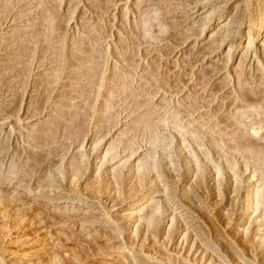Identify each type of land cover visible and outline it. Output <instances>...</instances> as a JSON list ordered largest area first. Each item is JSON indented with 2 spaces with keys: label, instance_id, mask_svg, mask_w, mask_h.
I'll return each instance as SVG.
<instances>
[{
  "label": "rangeland",
  "instance_id": "obj_1",
  "mask_svg": "<svg viewBox=\"0 0 264 264\" xmlns=\"http://www.w3.org/2000/svg\"><path fill=\"white\" fill-rule=\"evenodd\" d=\"M142 1L0 0V264H264V157L235 148L264 139V0H161L143 42ZM52 12L80 80L34 39Z\"/></svg>",
  "mask_w": 264,
  "mask_h": 264
},
{
  "label": "bare ground",
  "instance_id": "obj_2",
  "mask_svg": "<svg viewBox=\"0 0 264 264\" xmlns=\"http://www.w3.org/2000/svg\"><path fill=\"white\" fill-rule=\"evenodd\" d=\"M51 1V0H50ZM92 1V3L94 4V6H95V8L94 9H96V11H105V10H107L108 8H110L109 6L110 5H113V4H115V3H118V1L119 0H91ZM142 1V0H141ZM149 1H150V3L153 1V3H151V4H153L152 6H150L151 4H149ZM166 1H170V0H166ZM47 2V1H46ZM163 1H161V0H144V3H146L147 5H146V8H145V6H142V7H144V10L142 9V11H143V15L144 16H142V18L143 17H146L145 18V20H144V22H142L143 23V28H142V30L140 31L141 32V36H142V38H140V35L138 36L140 39H142V42H143V37L145 38V37H147V36H151L152 37V35L153 36H155V34H154V31H151V30H153L154 29V26H155V28L157 27L156 25H158L159 24V27L158 28H160V25L162 26V25H164V23L165 22H168L167 20H168V18H167V20H166V17L167 16H169L168 14H171V13H169L170 11H172V10H170L171 9V7H170V4L168 3V4H166V5H163L164 3H162ZM175 2V1H174ZM91 3V2H90ZM142 3H143V1H142ZM167 3V2H166ZM170 3H171V1H170ZM40 4V3H39ZM52 5H53V3H52ZM141 5V4H140ZM140 5H139V7H140ZM145 5V4H144ZM172 5V4H171ZM45 7V6H44ZM49 7V6H48ZM46 8V10H44V11H47L48 9H47V7H45ZM50 8V7H49ZM141 8V7H140ZM54 10H55V8H54ZM49 11V10H48ZM50 11H52L51 9H50ZM56 11V10H55ZM54 11V12H55ZM108 11H109V9H108ZM107 12V11H106ZM48 14V13H47ZM50 14L52 15V17H53V12L52 13H49V15H45L44 16V19L41 21V22H39V27H38V29H36L35 31V36H34V39H35V37L39 40V43H41V45H43V48L45 49L44 51H46V48H48V50H50L51 51V49H53L52 51H55L56 53V56L54 57L55 58V60L57 61V62H54V65H55V63H57L56 65H57V68H58V70H67V72L69 71V76H70V78L71 77H74V79L76 78L77 80H80L79 78H81L82 77V75L83 74H85L86 72V70L84 71L83 70V67H82V70H81V67H78V69H75V68H72V67H75L74 65H77V63H80V61H79V59H80V57H79V54L81 53V51H80V53H78L76 50L78 49L77 47H76V50L75 49H73V48H70V47H67L66 45H65V39H67V37L65 38V34L61 31V24L59 25V24H56L55 23V20H54V22H53V20L51 19V18H49V16H50ZM100 14V13H99ZM55 17V16H54ZM53 17V18H54ZM57 17V16H56ZM56 17H55V19H56ZM174 20H172V22H173ZM173 24H175V23H173ZM176 25V24H175ZM180 25V24H179ZM63 27V26H62ZM165 27V26H164ZM167 27V26H166ZM165 27V28H166ZM158 28H157V31H158ZM163 28V27H162ZM161 28V29H162ZM171 28V27H170ZM148 29V30H147ZM154 30H156V29H154ZM163 30H164V28H163ZM178 30V29H177ZM160 31V30H159ZM162 31V30H161ZM166 31V30H165ZM156 32V31H155ZM167 32H168V30H167ZM157 33H159V32H157ZM162 33V32H161ZM180 33V32H179ZM185 33V32H184ZM67 34V33H66ZM135 34H137V33H135ZM139 34V33H138ZM160 34V33H159ZM159 34H158V37H160L159 36ZM163 34V33H162ZM177 34V33H176ZM181 34V33H180ZM161 35V34H160ZM171 35V34H170ZM260 35V34H259ZM136 36V37H137ZM156 36H157V34H156ZM167 36H168V34H167ZM175 36V35H174ZM135 37V36H134ZM259 37V36H258ZM148 38V39H147ZM146 39H144V40H149V37H147ZM154 38V37H153ZM156 38V37H155ZM169 38V37H168ZM36 39V40H37ZM158 39V38H157ZM157 39H155V40H157ZM35 40V41H36ZM37 40V41H38ZM138 40V39H137ZM150 40H151V38H150ZM67 41V40H66ZM140 41V40H139ZM160 41V40H159ZM31 42H32V40H31ZM70 42V41H69ZM69 42H67V43H69ZM149 42V41H148ZM158 42V41H157ZM37 43V42H36ZM135 43V42H134ZM152 43V42H151ZM15 44V43H14ZM19 44V43H18ZM70 44H71V42H70ZM70 44H68V45H70ZM132 44H133V42H132ZM37 45H38V43H37ZM72 46V45H71ZM135 46V45H134ZM12 47V46H11ZM40 48V47H39ZM51 51V52H52ZM53 53V52H52ZM83 53V52H82ZM81 53V54H82ZM47 54V53H46ZM54 54V55H55ZM52 57V56H51ZM198 57V56H197ZM48 58H50V57H48ZM45 59V58H44ZM55 60H53V61H55ZM81 60V59H80ZM86 60V59H85ZM84 63V62H83ZM82 63V64H83ZM101 63V62H100ZM100 63H99V65H100ZM51 64H52V61H51ZM93 64V63H92ZM188 64H189V62H188ZM50 65V64H49ZM84 65V64H83ZM86 66H87V64H86ZM96 67V66H95ZM99 67V66H98ZM76 68H77V66H76ZM54 69V68H53ZM89 69V72H91L92 74H94V76L96 75V74H98V70L96 69V68H94V66H92V67H89L88 68ZM15 70V69H14ZM63 70V71H64ZM57 71V70H56ZM55 73V72H54ZM54 73H53V75H54ZM88 73V72H87ZM56 74V73H55ZM128 74V73H127ZM150 74V73H149ZM155 74V73H154ZM212 74V73H211ZM66 75H67V73H66ZM121 75H123L122 73H121ZM59 76V75H58ZM87 76V75H86ZM85 76V77H86ZM92 76V75H91ZM183 76H184V74H183ZM67 77V76H66ZM88 77V76H87ZM86 77V78H87ZM100 77V76H99ZM152 77L154 78V76L152 75ZM212 77V76H211ZM62 78V77H61ZM90 78V77H89ZM152 78V79H153ZM83 79V78H82ZM93 78H91V80H92ZM100 79V78H99ZM155 79V78H154ZM159 79V78H158ZM181 79V78H180ZM209 80V79H208ZM75 82V81H74ZM156 82V81H155ZM206 82V81H205ZM208 83V82H207ZM210 84V83H209ZM206 85V84H205ZM240 86V85H239ZM254 87V86H253ZM248 88V87H247ZM94 89V88H93ZM254 89V88H253ZM256 90V89H255ZM263 93V92H262ZM239 95V94H238ZM264 94H261L260 92H255L254 91V93L252 92H250V90L249 91H244V96H242L243 98L245 97L246 99H243V101L244 100H247L248 101V104L246 103L247 101H244V104H245V106H247V108L246 109H248L249 108V110H247V111H251L252 113H250L252 116H254V113H256V114H258L259 115V113L260 112H262L263 110H264V96H263ZM228 96V95H227ZM238 97V96H237ZM229 98V97H228ZM231 100V99H230ZM234 101V100H233ZM236 101V100H235ZM209 102V101H208ZM91 103V102H90ZM202 103V102H201ZM230 104V103H229ZM240 105H242V104H240ZM185 107V106H184ZM203 107V106H202ZM85 108H86V106H85ZM200 109V108H199ZM243 109H245V107L243 108ZM250 109H254V111H252V110H250ZM64 110V109H63ZM148 110V109H147ZM65 111V110H64ZM80 111H82L81 109H80ZM90 111V110H89ZM89 111H87V112H89ZM151 111V110H150ZM149 111V112H150ZM189 111V110H188ZM193 111V110H192ZM245 112V115H246V110H244ZM63 112V111H62ZM71 112V111H70ZM82 112H84V111H82ZM82 112H81V114H82ZM132 112V111H131ZM242 112V111H241ZM254 112V113H253ZM68 113H69V111H68ZM76 113V112H75ZM141 114L142 113H145V114H147L146 112H140ZM190 113V112H189ZM244 113H241L243 116L242 117H244L245 115H244ZM59 114V113H58ZM86 114V113H85ZM140 114V115H141ZM191 114V113H190ZM250 114H248V115H250ZM255 114V115H256ZM61 114H59V116H60ZM66 115V114H65ZM77 115V114H76ZM87 115V114H86ZM85 115V116H86ZM133 115V114H132ZM148 115V114H147ZM153 115V114H152ZM151 115V116H152ZM257 115V116H258ZM54 116V115H53ZM66 116H68V115H66ZM65 116V119L64 120H68V119H66L67 117ZM78 116V115H77ZM146 116V115H145ZM150 116V117H151ZM247 116V115H246ZM252 116H250L251 118H252ZM56 117H58V116H56ZM61 117V116H60ZM80 117H82V116H80ZM142 117V116H141ZM144 117V116H143ZM147 117V116H146ZM154 117V116H153ZM241 117V118H242ZM249 117V118H250ZM261 117V116H260ZM152 118V117H151ZM262 118H264V117H262ZM62 119V118H61ZM73 120H75L74 119V117L72 118ZM76 119H77V117H76ZM137 119V118H136ZM140 119V118H139ZM144 119V118H143ZM230 119V118H229ZM239 119V118H238ZM71 120V119H70ZM72 120V121H73ZM151 119L149 118V121H150ZM52 121V120H51ZM57 121V120H56ZM69 121V120H68ZM87 121V120H86ZM137 121V120H136ZM155 121V120H154ZM231 121V120H230ZM261 121H263L262 119H261ZM50 122V121H49ZM48 122V123H49ZM53 122V121H52ZM55 122V121H54ZM62 122H63V120H62ZM75 122H76V120H75ZM145 122V121H144ZM155 122H157V121H155ZM257 122V121H256ZM73 123V122H72ZM142 123V122H141ZM149 123V122H148ZM252 123V122H251ZM52 124H54V123H52ZM69 124V123H68ZM84 124H86L85 123V121H84ZM150 124H152V122L150 123ZM200 124V123H199ZM245 124V123H244ZM258 124V123H257ZM256 124V125H257ZM142 125V124H141ZM249 125H250V123H249ZM252 125H253V123H252ZM252 125H251V127H252ZM87 126V125H86ZM140 126V125H139ZM157 126V125H156ZM255 125H253V127H254ZM260 125H257V127H259ZM48 127V126H47ZM73 127V126H72ZM78 127V128H77ZM256 127V128H257ZM80 128V129H79ZM85 128V127H84ZM198 128V127H197ZM223 128V127H222ZM241 128V127H240ZM54 131H53V133H55V131L57 130V129H60V130H62V131H64V129H65V127H61V124L60 123H58V121L54 124ZM68 129H70V128H68ZM67 128L65 129L66 130V133L68 132L67 130H68ZM74 129H77V131H76V133L77 132H79V133H82L83 132V130H81V129H83V123L81 122V123H79L78 121H77V123H75V128ZM74 129H73V131H74ZM153 129H154V127H153ZM249 129V128H248ZM254 129V128H253ZM252 129V130H253ZM72 130V129H71ZM79 130H81V132L79 131ZM86 130V129H85ZM144 130V129H143ZM218 130V129H217ZM216 130V131H217ZM221 130V129H220ZM252 130L250 131H248V130H246L245 128H243V129H241L240 131H239V135L236 137V143H235V148H236V150H238L239 152H244V153H246L247 151L249 152V153H247L246 154V158L247 157H257L258 159L259 158H261V157H264V139H263V142L261 141L262 139H261V137H259V136H257V134H253V133H255V132H252ZM47 131V130H46ZM70 131V130H69ZM150 131V130H149ZM215 131V132H216ZM49 132V131H48ZM51 132H52V130H51ZM238 132V131H237ZM252 132V133H251ZM64 133V132H63ZM69 133V132H68ZM218 133H219V131H218ZM46 134H48V133H46ZM52 133H50L49 135H51ZM216 134V133H215ZM221 134V133H220ZM229 134V133H228ZM234 134V136H235V133H233ZM232 134V135H233ZM74 135L77 137L78 135L77 134H75L74 133ZM214 135V134H213ZM52 137H54V135L52 134L51 135ZM73 136V135H72ZM81 136V135H80ZM205 136V135H204ZM217 136V135H216ZM219 136V135H218ZM229 136V135H228ZM209 137H210V135H209ZM225 136H223V138H224ZM261 139H259V138ZM264 137V136H263ZM43 138V137H42ZM50 138V137H49ZM55 138V137H54ZM204 138V137H203ZM211 138V137H210ZM214 138V137H213ZM48 139V138H47ZM73 139L74 138H72V140L71 141H73ZM76 139V138H75ZM63 140V139H62ZM54 141V140H53ZM224 141V140H223ZM233 141V140H232ZM43 143V142H42ZM50 143V142H49ZM52 143V142H51ZM63 143V142H62ZM226 143V142H225ZM53 144H54V142H53ZM234 144V143H233ZM40 145V144H39ZM49 145V144H48ZM65 145V144H64ZM225 145V144H224ZM50 146H51V144H50ZM50 146L48 147V148H50ZM53 146V145H52ZM66 146V145H65ZM230 146V145H229ZM1 147V146H0ZM45 147V146H44ZM46 147H47V145H46ZM5 148V147H4ZM3 148V149H4ZM38 148H41V147H38ZM48 148H46V149H48ZM60 148H63L62 147V145H61V147ZM60 148H58V149H60ZM228 148H230V147H228ZM2 149V148H1ZM0 149V150H1ZM3 149H2V151H3ZM39 150V149H38ZM51 150V149H50ZM231 151V150H230ZM4 152V151H3ZM5 152H8V151H6L5 150ZM37 152V151H36ZM2 153V152H1ZM41 153V152H40ZM48 153H50V152H48ZM54 153V152H53ZM57 153V152H56ZM232 153V152H231ZM4 154V153H3ZM3 154H1V155H3ZM34 154H36V153H34ZM59 155V154H58ZM241 155V154H240ZM242 155H243V153H242ZM33 157V156H32ZM49 157H50V155H49ZM54 157V156H53ZM56 157V156H55ZM241 157V156H240ZM245 157V156H244ZM251 158H249L250 160H251ZM248 159V158H247ZM258 159L256 160V161H258ZM264 159V158H263ZM30 160H32L31 158H30ZM249 160V161H250ZM252 160H253V158H252ZM251 160V161H252ZM25 161V160H24ZM28 161V160H27ZM248 162V161H247ZM254 162V161H253ZM28 163V162H27ZM32 165H31V169H30V173H32V171L33 172H35L34 170H36L38 167H40V166H42L43 164H45V158H44V156L42 155V154H38V155H35L34 157H33V160H32ZM26 164V163H25ZM25 164H24V166H25ZM53 164H54V162H53ZM13 165V164H12ZM22 165V164H21ZM28 165V164H27ZM30 165V164H29ZM46 165V164H45ZM48 165V164H47ZM44 166V165H43ZM29 167V166H28ZM22 168V167H21ZM41 169H42V167H40ZM45 168V167H44ZM24 169V168H23ZM27 170H28V168H27ZM47 170V169H46ZM29 171V170H28ZM44 171V170H43ZM23 173V172H22ZM29 173V172H28ZM30 173L29 174H27V172H26V175L28 176V175H30ZM38 173V172H37ZM18 174V173H17ZM25 174V173H24ZM14 175V174H13ZM23 175V174H22ZM32 175H33V173H32ZM12 176V175H11ZM14 176H16V175H14ZM13 176V177H14ZM18 176V175H17ZM20 176H18V178H19ZM29 177V176H28ZM42 177V176H41ZM40 177V178H41ZM11 178V177H10ZM26 178V177H25ZM6 179V178H5ZM17 179V178H16ZM23 179V178H22ZM44 179V178H43ZM9 180V179H8ZM24 180V179H23ZM5 182V181H4ZM20 192V191H19ZM26 194V193H25ZM27 195V194H26ZM10 198V197H9ZM9 198H8V200H9ZM10 201H11V199H10ZM7 202V201H6Z\"/></svg>",
  "mask_w": 264,
  "mask_h": 264
}]
</instances>
